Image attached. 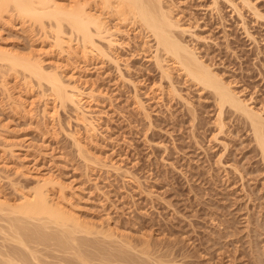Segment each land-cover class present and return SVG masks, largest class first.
<instances>
[{
	"label": "rangeland",
	"instance_id": "rangeland-1",
	"mask_svg": "<svg viewBox=\"0 0 264 264\" xmlns=\"http://www.w3.org/2000/svg\"><path fill=\"white\" fill-rule=\"evenodd\" d=\"M165 2L187 28L179 38L264 115V0ZM110 20L120 30L113 50L96 37L105 54L85 58L69 29L76 55L58 48L48 21L44 31L0 15V49L38 57L78 84L96 126L47 84L2 64L1 198L18 201L20 190L54 179L56 201L97 227L90 238L115 252L133 244L129 254H143L136 264H264V159L246 117L227 105L221 114L213 91L177 65L168 79L155 40L138 23ZM45 250L43 264H64ZM126 261L116 264L135 263Z\"/></svg>",
	"mask_w": 264,
	"mask_h": 264
},
{
	"label": "bare ground",
	"instance_id": "bare-ground-1",
	"mask_svg": "<svg viewBox=\"0 0 264 264\" xmlns=\"http://www.w3.org/2000/svg\"><path fill=\"white\" fill-rule=\"evenodd\" d=\"M60 1L0 0V15L4 16L6 13L11 12L18 15L22 21H30L34 25L38 24L40 28L44 27L45 29L44 25L48 21L53 27H51L52 32H50L55 36L58 48H61V51L64 49L70 54L77 49L73 48L71 44L72 40L76 38L78 44H80L82 56L85 58H90L95 54H105L96 37L105 40L111 50L116 45V39L113 38L115 36L113 33L114 28L112 29L113 26H110L111 22L109 23L111 21L110 16L124 23H138L145 31L146 36L155 40V56L162 73L170 79L171 71L177 65L188 77L190 76L198 84L200 83V85L213 91L219 101L221 114L223 108L227 105L245 116L264 159L263 113L256 110L252 102L238 95V92L214 71L215 69L205 63L199 57L195 47L179 38L176 32H186L187 28L178 18L173 16L170 4L168 7L170 9L165 7L166 0L164 2L163 0H75V4H64ZM245 1L249 2V0ZM66 28L75 37L71 39L72 36L70 35V42L66 38ZM117 28L120 31L119 26ZM117 28L115 27V30ZM45 29L44 31H47ZM73 53L72 55H76V52ZM160 57L162 58L160 59ZM2 64L12 71L21 70L27 73L40 84H47L55 99H58L62 104L69 102L76 108L79 112L78 118L80 122L82 121L85 124L86 128L91 131L96 129L95 124L89 118L88 112L86 113L88 110L85 108V92L82 88L78 84H73L72 80L65 81L57 70L48 72L42 59L0 49V66ZM5 86L4 88H7ZM221 120L218 125L221 124ZM220 127H222V124ZM76 145L78 147L82 146L79 140ZM52 180L38 179L36 186H33L28 193L20 190V200L18 201L4 200L0 196V264H43L41 255H44V249L56 251L53 252L56 253L55 256H58V253L63 254L60 261L64 264H95L97 258L100 259L102 264L103 262L104 264L114 262L116 264V261L123 260H128L126 262L133 260L132 263L135 262L133 264L140 262L138 257L143 255L142 251L139 252L138 249V252L141 253L139 256L137 255L138 252L134 251L138 256H136L137 259H134L135 256L130 255L133 252L131 249L133 244H130L131 247L128 246L131 251L128 247H123L124 243L123 246L120 244L117 252H115L114 244L112 246L114 249L111 246L108 249L109 244L112 245L113 242H106V244L109 243L107 247L104 246L105 244L100 245V241L103 244V240L99 238L101 237L99 234V237L96 236V239H100V241L98 240L99 244L96 239V242H94V236L90 237L96 233L97 230L94 229H97V227L91 228L93 225L84 224V220L81 218L80 220V216L77 217L75 211L72 210V213L71 209L68 210L64 206L65 204L63 205V201H56L53 189L55 184L58 183ZM17 191L19 190L17 189ZM64 199L62 198V200ZM100 231L103 232V230H99V233H102ZM102 235H105V232ZM107 236L108 238L103 236V239H110V234ZM113 239L112 241H114ZM125 246L127 245L125 244ZM90 247L94 248V251H91ZM51 255L49 256L51 257ZM149 260L151 264V258ZM146 261L148 260L143 261L145 263L142 264H148ZM49 262L51 263V261ZM100 262L97 263L100 264ZM154 262L156 261L154 260ZM159 263L162 264V260ZM164 264L167 263L164 261ZM170 264L174 263L170 262Z\"/></svg>",
	"mask_w": 264,
	"mask_h": 264
}]
</instances>
